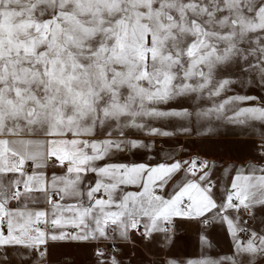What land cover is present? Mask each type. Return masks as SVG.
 Listing matches in <instances>:
<instances>
[{"label":"snow or ice","instance_id":"snow-or-ice-1","mask_svg":"<svg viewBox=\"0 0 264 264\" xmlns=\"http://www.w3.org/2000/svg\"><path fill=\"white\" fill-rule=\"evenodd\" d=\"M237 83L264 91V0H0V264L13 257L36 264L48 239L128 241L138 232L150 241L168 231L173 217L206 226L218 217L233 239L229 264L264 260V230L240 216L254 220L264 209V167L236 174L218 204L206 160L96 164L147 147L130 138L136 132L175 135L153 126L155 120L264 124V107L229 109L255 96L234 95L207 108L196 103L222 97ZM257 154L264 158V140ZM28 161L36 169L31 174ZM50 166L63 174L46 176ZM88 173L99 179L84 189ZM178 174L175 194H158ZM137 184L142 190H120ZM40 202L51 206L54 226L79 231L48 236L40 227L48 212L29 207ZM111 264L120 262L113 256Z\"/></svg>","mask_w":264,"mask_h":264},{"label":"crops","instance_id":"crops-1","mask_svg":"<svg viewBox=\"0 0 264 264\" xmlns=\"http://www.w3.org/2000/svg\"><path fill=\"white\" fill-rule=\"evenodd\" d=\"M234 96L233 86L222 94V97H217L212 100L196 101L207 108L213 104L221 102L222 98ZM174 106V105H173ZM187 106V105H186ZM231 107H249V104L230 105ZM164 110H168L167 107ZM231 114V112H229ZM153 126L170 132H175V135L169 137L150 136L146 133H134L130 138L144 141L147 145L145 148L133 149L131 151L114 152L105 157L101 161H97L98 166L109 164H124L128 166L136 164H145L149 167L157 166L161 163L168 164L173 160H206L209 163L213 187V198L218 204L224 201L226 192L230 190V182L236 174L246 175L251 174L254 168L264 167V158L258 155L259 146L264 140V124L260 121H249L245 126H237L228 124L224 121L212 120L200 121L197 123H189L181 121L177 118L161 119L152 122ZM185 124L191 128L187 134L180 131V125ZM211 127L213 132H207ZM33 164L32 161H28ZM34 166V164H33ZM35 166L32 170L27 171L31 174L35 171ZM45 175L51 177L53 174L62 175L63 169L57 167L53 169L51 166L43 170ZM257 175L260 173L257 171ZM178 174L170 181L158 194L163 195L166 199L170 198L178 190L180 176ZM99 179L94 173H88L85 177L83 188L86 189L89 185H93ZM120 190L124 192H136L142 190L137 185H121ZM102 195V193L98 194ZM60 201L59 196L55 197ZM60 203L72 205L76 200L69 197ZM15 206V202H13ZM33 210H43L48 212L45 218L47 223H41L40 227L48 236L59 235L61 232L75 234L79 229L71 224L62 222L60 226H54L51 223L52 211L51 206L46 202L33 203L29 205ZM264 209H256L257 212ZM245 212H243L244 214ZM223 214V213H221ZM231 217H235L237 213L229 210ZM246 214V213H245ZM241 216V215H240ZM242 217V216H241ZM71 213H65L64 219H70ZM6 228V225H5ZM168 232L154 234L152 239L145 240L140 235L131 234L128 241L109 239H97L88 241H71V240H51L48 239L42 247L48 250L53 246H61L65 248H78L87 246L91 248V253L94 257L101 260H108L111 263V258L99 257L96 254V249L100 242L111 240L116 242L118 252L114 255L120 264H199L200 254L196 260L195 248H201L204 241L215 243L220 249H232L233 239L227 231V225L217 219L210 226H206L201 220L188 219L184 217H173L167 224ZM264 230V228H262ZM206 237H204V235ZM201 237L205 239L202 240ZM188 249L192 251H187ZM12 250H9L11 252ZM24 252V249H19ZM223 264H227L225 258L222 259ZM42 260L36 261V264H45ZM10 264H28L27 261H21L13 257Z\"/></svg>","mask_w":264,"mask_h":264},{"label":"rangeland","instance_id":"rangeland-1","mask_svg":"<svg viewBox=\"0 0 264 264\" xmlns=\"http://www.w3.org/2000/svg\"><path fill=\"white\" fill-rule=\"evenodd\" d=\"M250 77H241V80L247 81ZM234 95H248L258 97L257 100L245 101V102H236V105L249 104L250 106L264 107V91L260 88L255 87L254 85H249L247 83H237L233 85ZM242 218L246 219L247 224L254 230H262L264 228V211L257 212L254 220L248 219V213L242 212L240 214ZM207 234L204 235L206 237ZM241 240H246L247 235L241 233L239 235ZM187 251H192L188 249ZM196 260L198 261L197 255L200 254V261L205 259H211L214 261L221 262L225 258L226 263L229 264L227 258L232 257L234 253V248L232 249H220L215 243L204 241L201 248H195ZM48 259L45 264H111L108 260H101L92 255L90 247L82 246L78 248H65L61 246H53L48 250ZM223 262V261H222ZM257 264H264V260L257 259Z\"/></svg>","mask_w":264,"mask_h":264},{"label":"built area","instance_id":"built-area-1","mask_svg":"<svg viewBox=\"0 0 264 264\" xmlns=\"http://www.w3.org/2000/svg\"><path fill=\"white\" fill-rule=\"evenodd\" d=\"M25 168H26V171H29V170H32L34 168V166H33V164L31 162H27L26 165H25ZM240 214H242V213H240ZM244 220H246V219H244ZM133 234H135L137 236L140 235L138 232H133ZM113 245H115V247H113ZM42 249L46 250V254H45V256L42 259V261L45 262L46 261L45 259L47 258V248L46 247H42ZM98 252H103L104 253L103 258H111L118 252V247L116 245V242H113L111 240H107V241H103V242L99 243V245H98V247L96 249V254Z\"/></svg>","mask_w":264,"mask_h":264}]
</instances>
